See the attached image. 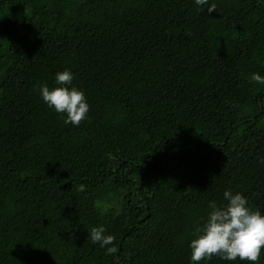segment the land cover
<instances>
[{"label": "trees", "instance_id": "16d2710c", "mask_svg": "<svg viewBox=\"0 0 264 264\" xmlns=\"http://www.w3.org/2000/svg\"><path fill=\"white\" fill-rule=\"evenodd\" d=\"M209 3L0 0V264H189L225 189L264 214V2ZM65 68L78 126L39 92Z\"/></svg>", "mask_w": 264, "mask_h": 264}, {"label": "clouds", "instance_id": "9594fccd", "mask_svg": "<svg viewBox=\"0 0 264 264\" xmlns=\"http://www.w3.org/2000/svg\"><path fill=\"white\" fill-rule=\"evenodd\" d=\"M264 2V0H262ZM201 9L207 6L212 13L216 5L209 0H194ZM250 81L264 85V75L253 72ZM73 73L65 68L55 73V86L43 84L39 88L44 103L57 113L64 114V123L78 126L87 118L89 104L84 92L72 85ZM224 203L209 201L206 219L193 229L189 240V264H200L202 260L219 256L226 261H248L256 264L264 248V214L253 210L247 198L240 192L225 189L222 193ZM93 244H99L106 254L118 252L115 237L108 233L104 225L87 230Z\"/></svg>", "mask_w": 264, "mask_h": 264}]
</instances>
